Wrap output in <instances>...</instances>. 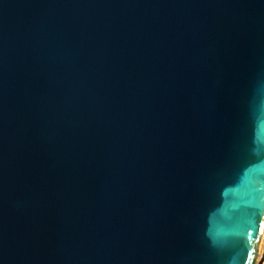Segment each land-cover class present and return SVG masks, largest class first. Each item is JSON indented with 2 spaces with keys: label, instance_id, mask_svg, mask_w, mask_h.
<instances>
[{
  "label": "water",
  "instance_id": "1",
  "mask_svg": "<svg viewBox=\"0 0 264 264\" xmlns=\"http://www.w3.org/2000/svg\"><path fill=\"white\" fill-rule=\"evenodd\" d=\"M264 0H0V264H256Z\"/></svg>",
  "mask_w": 264,
  "mask_h": 264
},
{
  "label": "bare ground",
  "instance_id": "2",
  "mask_svg": "<svg viewBox=\"0 0 264 264\" xmlns=\"http://www.w3.org/2000/svg\"><path fill=\"white\" fill-rule=\"evenodd\" d=\"M263 262H264V239L262 240L259 248V255L256 264H263Z\"/></svg>",
  "mask_w": 264,
  "mask_h": 264
},
{
  "label": "crops",
  "instance_id": "3",
  "mask_svg": "<svg viewBox=\"0 0 264 264\" xmlns=\"http://www.w3.org/2000/svg\"><path fill=\"white\" fill-rule=\"evenodd\" d=\"M263 264H264V262H263Z\"/></svg>",
  "mask_w": 264,
  "mask_h": 264
}]
</instances>
